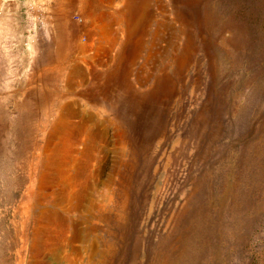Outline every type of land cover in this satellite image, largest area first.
<instances>
[{"label":"rangeland","instance_id":"374dc122","mask_svg":"<svg viewBox=\"0 0 264 264\" xmlns=\"http://www.w3.org/2000/svg\"><path fill=\"white\" fill-rule=\"evenodd\" d=\"M161 1L126 77L108 73L124 0L103 8L107 55L101 0H0V264H264V0ZM66 105L99 115L89 171L114 191H95L97 218L67 214L65 259L35 256L34 218L52 207L36 205L31 168Z\"/></svg>","mask_w":264,"mask_h":264},{"label":"bare ground","instance_id":"6f19581e","mask_svg":"<svg viewBox=\"0 0 264 264\" xmlns=\"http://www.w3.org/2000/svg\"><path fill=\"white\" fill-rule=\"evenodd\" d=\"M124 1H125V9L121 11V18L119 17L120 19L118 20L116 19V21H120L121 23L126 25L124 26L126 28L124 33H127L125 34L126 45L123 48H121L120 50L121 53L119 52L120 53L119 60L117 56L111 59L112 64L109 65L110 72L107 71L111 76L113 75L117 76V74L121 75L124 73L125 76L127 77L129 71L123 72V68L129 70L131 68V65L136 64V59L139 56V54L141 55L140 53L141 51L137 52L139 50L137 47H135L134 49H127L129 50L128 52L132 54L130 55L129 53L127 54L126 47H129L128 46L129 43L134 41V38L137 39L136 40L138 44L137 46L144 44L143 37L146 33L147 27L150 25L151 19L153 18V14L150 12L149 9L151 1L153 0H124ZM160 1L161 0H158V2ZM112 2L113 0H101L100 2L101 12L100 15H98V17L100 16L101 18V19L99 18L102 22L101 24H103L100 30L104 26H106V28L101 30L102 32L100 31L101 36L99 42V48L106 50L105 55L109 53L112 44L116 41L117 38V36L112 32V30L110 28H107L108 26L112 25V23H108V21L106 20L109 17V15L111 16V14L103 9L104 7L109 9L111 7ZM160 9H161V13L165 14L166 10L164 9V7L162 8L160 6ZM178 13L180 15V11L177 12V16ZM176 18L177 17H175V19ZM105 20L107 22H104ZM181 29L183 30V27L178 28L177 29L178 33H177L176 29L173 27L172 22H169L168 24L163 25L162 30H167V31L170 30L172 32L171 34V40H172V39H178V35L182 33ZM152 59L153 56L151 55L150 57L147 58L143 66L149 65L150 61L154 62ZM153 72L154 71H151L152 75L150 76V79L154 77ZM144 79H146V81L150 80V79L147 80L146 76ZM95 92L87 89L84 90L83 94L90 101L98 102L97 101L98 95ZM59 108L60 110L63 109L62 107ZM64 108L65 110H63V112L59 111L60 112L59 115H57L53 123L49 125V127L51 126V129L48 130L49 135L45 140V143L42 144L41 147L42 154L40 153L38 157L39 159L38 163H40V167L39 169L38 168L34 169V166L31 168L30 179L32 180V183H30L31 185L29 191L30 193L32 192L33 186L34 185L36 186L37 183L36 180H38L39 188L36 191L38 196H35V199L37 200L36 205L38 204H40V206L49 205L52 207V208L45 207L41 209L40 213L36 216V218H34L35 219L34 231L33 232L31 231L33 233L32 235L33 254L35 256H42L44 254H54L56 258L62 257L65 259L66 258L65 252L63 254L62 252L65 248H67V229H68L67 227H69V223L67 221V214L76 212L81 216L88 217L92 215V211H94L93 217H95L96 216L95 211L103 208V204L98 203L95 199H93L95 191L99 187H102L104 193L107 195V198H110V194H112L111 192L114 191V188L112 187V183H114V180L113 181L111 180L112 175L107 177L106 179H101L100 176L102 174L100 171L96 173H92V172L90 173L89 171L91 168L90 159L93 160L97 157V156L95 157V153L91 154L92 152L91 145L96 143V141L99 140L98 139L99 137L102 138V141H104L107 135V134L105 135V132L104 131L102 132L101 131L102 129H100L99 115L97 114L96 118H93V116L88 118L86 115L84 114L82 115L79 113L80 116L78 120H76L75 118H73L74 116L70 114L72 113V111L70 113H67V105ZM4 129H6V127ZM98 130H100V132ZM105 131L108 132L107 129ZM4 138H6V135L5 137L3 136V139ZM76 145H84L81 150L82 153H79L81 155L80 157H78V155L74 153V148ZM31 157H32L31 161L34 164L35 155H31ZM86 169H88L87 173H86ZM83 174L86 176H83ZM35 178L37 179L35 180ZM63 214L66 215L64 216ZM76 222L78 221L74 220L73 223ZM84 223H88V220H85ZM87 235H89V232H87ZM23 237L25 238V236Z\"/></svg>","mask_w":264,"mask_h":264},{"label":"built area","instance_id":"2783aa9c","mask_svg":"<svg viewBox=\"0 0 264 264\" xmlns=\"http://www.w3.org/2000/svg\"><path fill=\"white\" fill-rule=\"evenodd\" d=\"M75 17L78 18L79 20H82V17L78 14H75Z\"/></svg>","mask_w":264,"mask_h":264}]
</instances>
